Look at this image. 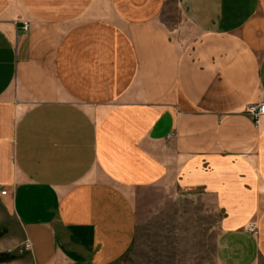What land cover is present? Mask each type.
Masks as SVG:
<instances>
[{
  "label": "crops",
  "instance_id": "crops-1",
  "mask_svg": "<svg viewBox=\"0 0 264 264\" xmlns=\"http://www.w3.org/2000/svg\"><path fill=\"white\" fill-rule=\"evenodd\" d=\"M260 103L264 0H0V201L34 264H124L154 186L212 200L218 264H264Z\"/></svg>",
  "mask_w": 264,
  "mask_h": 264
},
{
  "label": "rangeland",
  "instance_id": "rangeland-1",
  "mask_svg": "<svg viewBox=\"0 0 264 264\" xmlns=\"http://www.w3.org/2000/svg\"><path fill=\"white\" fill-rule=\"evenodd\" d=\"M135 207L136 237L124 264H218L220 213L209 197L154 186L137 193ZM25 241L14 215L0 201V253L13 256L0 264H34L23 250Z\"/></svg>",
  "mask_w": 264,
  "mask_h": 264
},
{
  "label": "built area",
  "instance_id": "built-area-1",
  "mask_svg": "<svg viewBox=\"0 0 264 264\" xmlns=\"http://www.w3.org/2000/svg\"><path fill=\"white\" fill-rule=\"evenodd\" d=\"M23 30L26 32L28 30V24L25 22L23 25ZM247 114L254 120V122L258 123L261 117L264 116V103H260L257 105H251L246 108ZM4 193V192H2ZM249 231L252 233L254 232V227H250ZM23 250L25 251H31V246L29 242L26 240L24 243V248Z\"/></svg>",
  "mask_w": 264,
  "mask_h": 264
},
{
  "label": "trees",
  "instance_id": "trees-1",
  "mask_svg": "<svg viewBox=\"0 0 264 264\" xmlns=\"http://www.w3.org/2000/svg\"><path fill=\"white\" fill-rule=\"evenodd\" d=\"M13 259V256L9 253H0V263H5L8 261H11Z\"/></svg>",
  "mask_w": 264,
  "mask_h": 264
}]
</instances>
